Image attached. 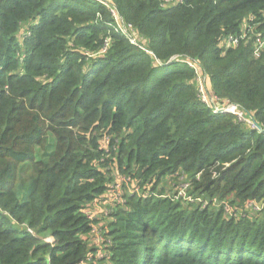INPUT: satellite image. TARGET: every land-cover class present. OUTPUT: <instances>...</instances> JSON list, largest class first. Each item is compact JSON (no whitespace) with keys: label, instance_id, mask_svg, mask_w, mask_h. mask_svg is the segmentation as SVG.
<instances>
[{"label":"trees","instance_id":"trees-1","mask_svg":"<svg viewBox=\"0 0 264 264\" xmlns=\"http://www.w3.org/2000/svg\"><path fill=\"white\" fill-rule=\"evenodd\" d=\"M259 38L264 0H0V264H264Z\"/></svg>","mask_w":264,"mask_h":264},{"label":"built area","instance_id":"built-area-1","mask_svg":"<svg viewBox=\"0 0 264 264\" xmlns=\"http://www.w3.org/2000/svg\"><path fill=\"white\" fill-rule=\"evenodd\" d=\"M228 43H232V44H238L239 43V39L237 37H234V36H229L228 39H227ZM258 43H259V47L260 48L262 45H264V40H261V38L258 39ZM200 90L203 94V100L204 101H208V97L206 95V91H205V87H204V84H203V81H200ZM210 101H212V99H210ZM213 109H214V112H231V113H234L236 114L240 120H247L248 123L255 127V123L252 121V120H248L246 119V117L244 116L243 112L242 111H237V107L235 104H226L225 106L223 107H220L216 104L213 105ZM120 187H121V181H117V183L115 185H113V187L111 188L110 190V193H108V199L111 201V202H120ZM182 193L185 195V192L182 191ZM188 197V196H187ZM190 200H192L190 197H188ZM254 203V202H252ZM251 204V203H250ZM96 208L99 209V206L96 205ZM254 208L255 209H264V203L260 204V205H254ZM101 211V210H99ZM97 211H90V214L92 217H95ZM96 241L98 242H102L103 239L100 235H97V237H95Z\"/></svg>","mask_w":264,"mask_h":264},{"label":"rangeland","instance_id":"rangeland-1","mask_svg":"<svg viewBox=\"0 0 264 264\" xmlns=\"http://www.w3.org/2000/svg\"><path fill=\"white\" fill-rule=\"evenodd\" d=\"M168 187V191H169V193H172V194H174V193H176L177 191H178V194H179V191H180V189H178V188H175L174 190H173V188H171V186H167ZM196 202V201H195ZM197 204H199V201L197 202ZM219 204H220V202H219ZM203 206H205V204H203ZM107 209V211H111V207H107L106 208Z\"/></svg>","mask_w":264,"mask_h":264},{"label":"water","instance_id":"water-1","mask_svg":"<svg viewBox=\"0 0 264 264\" xmlns=\"http://www.w3.org/2000/svg\"><path fill=\"white\" fill-rule=\"evenodd\" d=\"M173 59H174V57H173V58H171V59L169 60V62H170V61H172ZM260 128H261V127H260Z\"/></svg>","mask_w":264,"mask_h":264}]
</instances>
